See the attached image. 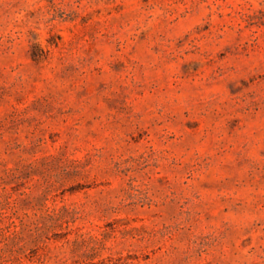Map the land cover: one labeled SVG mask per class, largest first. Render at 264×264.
Returning <instances> with one entry per match:
<instances>
[{"label": "rangeland", "instance_id": "obj_1", "mask_svg": "<svg viewBox=\"0 0 264 264\" xmlns=\"http://www.w3.org/2000/svg\"><path fill=\"white\" fill-rule=\"evenodd\" d=\"M0 264H264V0H0Z\"/></svg>", "mask_w": 264, "mask_h": 264}]
</instances>
